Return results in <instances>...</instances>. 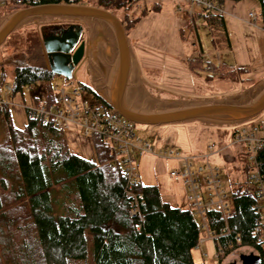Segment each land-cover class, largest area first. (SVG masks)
Returning <instances> with one entry per match:
<instances>
[{"label":"trees","instance_id":"obj_1","mask_svg":"<svg viewBox=\"0 0 264 264\" xmlns=\"http://www.w3.org/2000/svg\"><path fill=\"white\" fill-rule=\"evenodd\" d=\"M93 6L115 13L128 11L137 0H38L28 6L48 4ZM222 6L225 1L212 0ZM264 30V0H256ZM89 5V4H88ZM16 9V10H19ZM211 33L224 34L223 17L200 16ZM124 15L121 25L128 33L138 22ZM179 37L183 35L179 32ZM189 72H209L206 82H241L248 70L211 65L201 57L190 61ZM15 92L52 74L43 65L22 57L12 62ZM0 67V88L3 85ZM84 88V87H80ZM52 100L46 98V103ZM5 138L0 142V264H194L191 251L197 248L200 225L189 207H172L161 201L156 186L133 188L141 197L138 214H128L130 200L117 166V154L97 136H89L94 162L71 153L65 136L49 124L25 115L21 129L12 127L7 107L0 109ZM232 129L230 137L235 133ZM258 172L264 178V148L256 151ZM114 167V168H113ZM241 185L229 193L230 216L226 222L216 210L207 211L206 226L216 235L227 225L229 234L213 240L220 259L233 250L249 251V262L262 264L264 241L256 243L253 191L246 186V167Z\"/></svg>","mask_w":264,"mask_h":264},{"label":"rangeland","instance_id":"obj_2","mask_svg":"<svg viewBox=\"0 0 264 264\" xmlns=\"http://www.w3.org/2000/svg\"><path fill=\"white\" fill-rule=\"evenodd\" d=\"M82 6L94 7L92 1L83 2ZM176 6L185 7L184 1L137 0L128 11L111 13L119 24L124 15L139 19L138 25H135L136 32L131 30L127 33L130 71H127V79L123 84L127 91L124 103L137 102L133 106L155 108L160 103L179 104L187 99L219 100L241 94L247 97L253 92L264 80V32L258 2L225 1L221 6L225 22L224 34L209 32L201 20L195 24V29L189 32L187 18L181 20L176 16ZM188 11L193 12V9L189 8ZM9 14H11L9 11L5 13L0 11V23ZM248 14H252L253 18H249ZM100 28L105 30L103 27ZM38 30V23L25 24L12 31L0 46L3 84L12 85V62L16 58L22 57L28 62L43 64ZM179 32L183 35L182 40ZM95 34L88 35L89 53L93 52V46L98 45L104 36ZM106 39L110 42V37L107 36ZM97 47L98 53L95 52L92 61L97 67L91 66L92 79L95 81V89L99 94H103L106 73L115 55V46L111 42L109 47L104 48L102 45ZM199 57H203V60L211 65L224 64L229 68H245L248 72L241 77L243 79L241 82H205L204 77L211 73L200 72L195 75L187 69L188 63ZM89 75V72L84 73L81 69L77 71L75 78L69 80L52 75L48 80H39L32 83L30 88H24L27 91H23L22 94L17 93L13 97L6 95L12 127L21 129L26 120L24 108H29L35 101H42L43 95L49 94L53 87L63 89L65 93L79 87L93 88L90 81L88 82ZM80 96L90 103L93 102L92 95L87 92L81 91ZM257 125H262L258 134H264V111L256 118L233 127H211L198 123L164 127L134 125L133 132L138 138L148 142L154 152H171L173 157L174 153L178 152L177 155L183 157L191 155L198 147L209 146L208 144L214 145L211 154L228 150L238 151L237 146L229 144L231 130L240 128L249 130ZM5 133V125L0 115V142L4 140ZM65 141L71 153L94 162L89 138L82 137L77 130L72 129L65 135ZM221 146L223 148L218 149ZM207 152L210 153L208 150ZM208 160L210 165L217 168L221 185L228 195L236 185L242 184L245 179L243 168L248 165L244 155H236L232 162H225L224 158L217 154L211 155ZM135 164L140 185L156 186L161 201L169 203L172 207H188L184 187L168 177V172L178 166L175 161L143 155L135 157ZM192 165L195 167L202 164L194 161ZM246 187L250 189L249 184ZM181 198L182 202L178 201ZM195 221L198 223V218ZM199 237H204L202 230ZM248 253L249 251L244 248L233 250L221 258L219 264H241L240 258L248 256ZM191 256L194 264H218L211 240L200 243L191 251Z\"/></svg>","mask_w":264,"mask_h":264},{"label":"built area","instance_id":"obj_3","mask_svg":"<svg viewBox=\"0 0 264 264\" xmlns=\"http://www.w3.org/2000/svg\"><path fill=\"white\" fill-rule=\"evenodd\" d=\"M183 1L185 7L176 6V16L181 20L206 13L223 16L221 6L212 0ZM37 2L38 0H0V11L12 13L16 9ZM189 8H192L193 12L188 11ZM248 17L253 18L252 14H248ZM26 87H22L20 91L14 93L12 85L3 84L0 88V109L8 106L6 95L13 97L17 93L22 94L23 91H27V89H24ZM81 91L91 94L93 102L90 103L81 98ZM48 96L52 100L46 103ZM24 110L25 115L30 120L49 124L64 136L70 133L72 129H75L82 137L97 136L114 149L118 158L117 166L126 184L125 197L130 200L128 210L130 217L138 214V208L141 203L140 195L132 191L139 183L135 157L151 155L164 160L175 161L178 166L168 172V177L174 182L181 183L184 187L186 201L191 214L199 220L200 230L204 232V237L199 239L198 244L204 243L206 240L213 241L220 237L228 236L229 231L226 224L214 236L210 234L206 226L205 214L207 211H218L224 223L230 216L228 194L221 185L217 169L211 166L208 160L214 145L207 147V150L210 151L209 154L198 158L179 157L177 155L178 152L174 153V157L171 152H154L148 142L141 140L134 134V125L115 113L108 106L104 95L99 94L96 89L90 87H79L70 93H65L63 89L53 87L49 94L43 95L42 101H35L32 106L24 108ZM261 129L262 125L253 126L249 130L237 129L230 137L229 143L238 147L248 163L245 166L246 168L248 166L246 178L255 199L252 209L256 215L254 227V233L257 235L256 243L264 241V178L259 174L255 160L256 151L264 148V139L257 136ZM194 161H199L202 165L193 167L192 162ZM222 251L223 248L219 244L215 245L214 257L217 259L222 254ZM261 259L262 264H264V254Z\"/></svg>","mask_w":264,"mask_h":264},{"label":"water","instance_id":"obj_4","mask_svg":"<svg viewBox=\"0 0 264 264\" xmlns=\"http://www.w3.org/2000/svg\"><path fill=\"white\" fill-rule=\"evenodd\" d=\"M47 18L95 22L105 26L111 32L116 48L113 63L109 67L104 84V99L115 113L133 125L164 127L198 123L211 127H233L256 118L264 111V80L247 97L239 95L219 100L199 101L187 99V101L179 104L176 102L160 103L155 108H141L128 104H122V107H118L109 98L107 88L115 78L117 71L114 67L116 63L123 57H128L125 33L118 20L111 13L96 7L79 4H48L16 10L0 23V46L15 29L29 23H40ZM78 28L81 29L80 26ZM79 32L41 40L45 69L52 75L67 80L75 78L82 57L83 44H80L74 52H71V49L77 41ZM80 49V53L76 55ZM240 259L241 264H259L258 260L249 262L243 257Z\"/></svg>","mask_w":264,"mask_h":264},{"label":"flooded vegetation","instance_id":"obj_5","mask_svg":"<svg viewBox=\"0 0 264 264\" xmlns=\"http://www.w3.org/2000/svg\"><path fill=\"white\" fill-rule=\"evenodd\" d=\"M38 24H39V30H38L39 49H40V55L42 57V63H43L42 65L44 66V68H45V63L43 60L44 55H43V49L41 46V40L43 38L44 39L57 38L62 34H68V33L73 34L75 32L80 31L77 41L74 44L73 48L71 49V52H74L75 50L79 48L80 44H83L82 57L79 61L78 70L81 69V71H83L84 73L92 72L91 71L92 62L91 63L89 62V59H88L89 56L86 53L89 47L88 35L90 33H95L97 29L99 28V26L96 23H91L88 21L61 20V19L47 18V19H44L43 22H40ZM120 25H121V22H120ZM79 26L81 27L80 30L78 28ZM103 33H104L103 39L100 40L98 45H102L105 48V46L109 47V43L111 44L112 42V44H114L115 46L114 39L111 33L107 30V28L104 30ZM107 36L110 37V42L106 39ZM98 48L99 47L97 46H93L92 49H95V52L98 53ZM80 51L81 49L77 51L76 55H78ZM104 93H105V88L103 87V95Z\"/></svg>","mask_w":264,"mask_h":264},{"label":"crops","instance_id":"obj_6","mask_svg":"<svg viewBox=\"0 0 264 264\" xmlns=\"http://www.w3.org/2000/svg\"><path fill=\"white\" fill-rule=\"evenodd\" d=\"M201 15H195V16H191V18H189V19H187V21H186V24H187V27L189 28V32H191L192 30H194L195 29V24L199 21V20H201L202 22H203V25L204 26H206L205 25V23H204V21H203V19L200 17ZM95 23V22H94ZM98 26H99V28L97 29V31L95 32V33H99V34H103L104 35V30L102 29V28H100V27H102L103 25H101V24H99V23H96ZM224 24H225V22H224ZM137 25H138V22H137ZM121 26V25H120ZM104 27V29H106V27L105 26H103ZM121 28L123 29V27L121 26ZM108 30V29H107ZM109 31V30H108ZM131 31V30H130ZM132 31L133 32H136V29H135V27L132 29ZM263 32H264V30H262ZM110 32V31H109ZM189 32H187V35L189 34ZM94 33V34H95ZM111 33V32H110ZM125 33V32H124ZM193 33H195L196 34V32H194L193 31ZM96 35V34H95ZM94 35V36H95ZM112 35V34H111ZM125 35V41H126V47H127V42H128V38H127V33L126 34H124ZM113 37V36H112ZM96 46H98V45H96ZM116 48V47H115ZM89 57H88V59H89V62L91 63L92 61H94L93 59H94V57H95V49L93 50V52H90L89 53V48H88V50H87V53H86ZM202 59H203V57H201ZM113 59H114V57L112 58V61H111V63H110V65H112V63H113ZM126 67H127V70H126V73H127V71H130V65H129V59H128V57H127V60H126ZM110 65H109V67H110ZM94 65L92 64V67H93ZM95 67V66H94ZM108 70H109V68H108ZM108 70H107V72H108ZM191 74H194V73H192V72H190ZM100 75V74H99ZM196 75V74H195ZM102 76V75H101ZM127 75L125 74L124 75V77H126ZM106 77H107V73H106ZM93 78V74H92V72L90 73V75H89V77H88V82L90 81V85H92L93 86V88L95 89V87H94V79H92ZM126 79L127 78H125L123 81H124V83L126 82ZM205 81V80H204ZM214 81H218V80H213V81H209V82H214ZM93 82V83H92ZM206 82V81H205ZM123 83V82H122ZM109 87H110V85L108 86V90H109ZM91 88V87H90ZM92 88V89H93ZM108 94H109V92H108ZM242 95V94H241ZM242 96H244V95H242ZM137 103V102H136ZM136 103H129L128 105L129 106H133L134 104H136ZM137 106V105H136ZM232 131V130H231ZM207 135H211V134H207ZM257 136L259 137V138H263L264 139V134H262V135H259L258 133H257ZM229 141H230V139H229ZM208 145H213V144H208ZM223 145V144H222ZM207 147L208 146H205V147H198L197 149H195V151H194V153H192L191 155H186L187 157H195V158H198V157H200V156H203V155H205V154H209L208 152H207ZM221 148H223V146H221L220 148H218V149H221ZM217 149V150H218ZM212 153V152H211ZM213 154H217V155H220L221 157H223L224 158V161L225 162H232L233 160H234V157L236 156V155H238V154H241L240 153V150L238 149V151H230V150H228V151H225V152H220V153H216V152H213ZM213 154H210V156L211 155H213ZM209 156V157H210ZM209 159V158H208ZM212 166V165H211ZM213 167H215V166H213ZM216 168V167H215ZM217 169V168H216ZM159 190V189H158ZM160 193V192H159ZM168 195H170L171 196V194H168ZM167 197H169V196H167ZM178 201H181L182 202V198H181V200H178ZM178 201H175V202H178ZM167 203V202H166ZM169 204V203H168ZM177 204V203H176ZM184 208H186V207H184ZM205 242V241H204ZM241 262V261H240Z\"/></svg>","mask_w":264,"mask_h":264},{"label":"bare ground","instance_id":"obj_7","mask_svg":"<svg viewBox=\"0 0 264 264\" xmlns=\"http://www.w3.org/2000/svg\"><path fill=\"white\" fill-rule=\"evenodd\" d=\"M126 60H127V56L123 57L122 60L120 59L121 62L119 61L116 63L114 69L117 72L115 74V78L113 79V82L112 83L110 82V87H109V98L118 107H122V104L126 105V103H124V99L126 98L127 91H125L126 90L125 86H123L124 84L123 80L126 78L124 77V75L126 74V70H127Z\"/></svg>","mask_w":264,"mask_h":264}]
</instances>
